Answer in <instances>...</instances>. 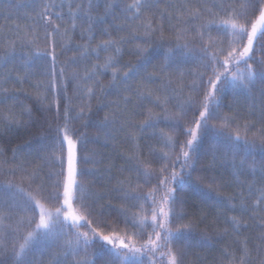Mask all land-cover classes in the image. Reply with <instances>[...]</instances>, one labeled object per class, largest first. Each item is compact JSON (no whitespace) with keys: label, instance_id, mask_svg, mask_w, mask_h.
Returning <instances> with one entry per match:
<instances>
[{"label":"snow or ice","instance_id":"obj_1","mask_svg":"<svg viewBox=\"0 0 264 264\" xmlns=\"http://www.w3.org/2000/svg\"><path fill=\"white\" fill-rule=\"evenodd\" d=\"M0 19V264H264V0Z\"/></svg>","mask_w":264,"mask_h":264},{"label":"trees","instance_id":"obj_2","mask_svg":"<svg viewBox=\"0 0 264 264\" xmlns=\"http://www.w3.org/2000/svg\"><path fill=\"white\" fill-rule=\"evenodd\" d=\"M21 15H23V13H21ZM11 23H12L11 21H5L3 19H0V25L7 24L8 26H11ZM125 59L128 60V59H131V58L130 57H125ZM245 107H246L245 102H244L243 98H241L240 104H239V108H240V110L242 111L243 114H246ZM28 138L29 137H24V138L18 139L16 141V143L24 144ZM13 146H15V145H13ZM97 190L98 191H103V189H97ZM200 255L202 257H207V264H212L213 257L218 256L219 253L218 252H210L209 250L205 249L204 251L200 252ZM193 260H194V264H199V262L195 260V257L193 258Z\"/></svg>","mask_w":264,"mask_h":264}]
</instances>
